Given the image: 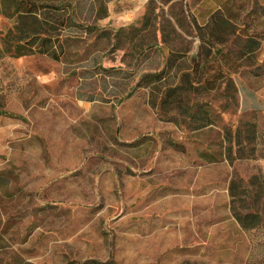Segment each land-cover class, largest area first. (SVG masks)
I'll return each mask as SVG.
<instances>
[{
	"label": "rangeland",
	"instance_id": "rangeland-1",
	"mask_svg": "<svg viewBox=\"0 0 264 264\" xmlns=\"http://www.w3.org/2000/svg\"><path fill=\"white\" fill-rule=\"evenodd\" d=\"M223 1L0 15V264H264V0L214 36Z\"/></svg>",
	"mask_w": 264,
	"mask_h": 264
},
{
	"label": "trees",
	"instance_id": "trees-1",
	"mask_svg": "<svg viewBox=\"0 0 264 264\" xmlns=\"http://www.w3.org/2000/svg\"><path fill=\"white\" fill-rule=\"evenodd\" d=\"M235 0H224L219 6V11L217 15H210V22H211V29H208L209 32L213 33L214 36L217 35V33L220 32H229L231 35L237 34L236 30V23L240 20V15L243 13L244 8L242 5H239L236 10H233ZM50 3H65V0H0V15L3 18H30V17H41L44 15V12L47 8H49ZM55 9H59L56 7ZM11 10V11H10ZM237 11V13H236ZM11 12V13H9ZM249 18V21H247V28L245 29H251L252 33L249 35H246L245 39L247 44L250 45L248 47V54L254 53L257 48L259 47L262 40H264V7L260 10L250 9L247 14L244 15L243 19L247 20ZM244 24H242V29ZM260 26L261 31L257 32L255 31L256 27ZM233 27V28H232ZM226 28V29H225ZM231 29V30H230ZM244 29V30H245ZM241 30V29H240ZM240 30L238 32H240ZM211 39V38H210ZM19 40H16V45L14 48L15 53L11 54V57L19 58L20 56H26L31 55L34 53L28 47L27 49H24V46L19 45ZM212 41H207L208 49H211L213 45L211 46ZM246 49V48H245ZM25 50V51H24ZM42 52L43 54L46 53V51ZM53 58V57H52ZM238 62V61H235ZM145 81L148 83H151L150 85L154 84V82L160 81L163 79V74H156L153 76H147L145 77ZM146 86L149 87V84H146ZM214 87H210V89H213ZM177 89L175 88H169L165 91V96L162 100L164 101H170L175 102L177 99L176 96ZM0 115L7 116V113L0 110ZM206 125V124H204ZM248 218H255V216H244L243 218L236 216V220L243 228H248L250 225H246L244 223L245 219Z\"/></svg>",
	"mask_w": 264,
	"mask_h": 264
},
{
	"label": "crops",
	"instance_id": "crops-1",
	"mask_svg": "<svg viewBox=\"0 0 264 264\" xmlns=\"http://www.w3.org/2000/svg\"><path fill=\"white\" fill-rule=\"evenodd\" d=\"M262 7H264V6H262ZM260 48H262V64H263L264 63V40L261 41V43H260L259 47L257 48V50L260 49ZM262 76H263V74H262ZM262 100L264 101V85L262 86Z\"/></svg>",
	"mask_w": 264,
	"mask_h": 264
}]
</instances>
